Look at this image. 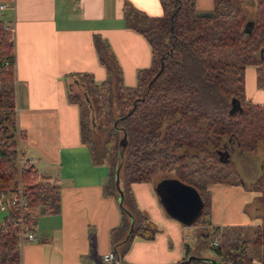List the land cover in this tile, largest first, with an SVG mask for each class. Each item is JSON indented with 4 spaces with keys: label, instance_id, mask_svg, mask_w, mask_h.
<instances>
[{
    "label": "trees",
    "instance_id": "16d2710c",
    "mask_svg": "<svg viewBox=\"0 0 264 264\" xmlns=\"http://www.w3.org/2000/svg\"><path fill=\"white\" fill-rule=\"evenodd\" d=\"M245 1L213 0L212 8L200 13L195 0H159L162 14L156 16L126 4L125 26L147 39L151 65L137 71L134 86H126L106 39L93 33L105 79L96 83L90 72L71 74L80 89L73 90L68 82L67 99L78 106L80 138L92 163L107 166L105 194L118 197V169L120 221L109 236L118 264H128L123 256L134 237L152 239L159 231L137 206L133 182H155L158 173L173 172V178L194 187L202 199L192 224L210 225L204 218L211 212L209 183L227 182L236 173L227 157L235 145L247 153L264 141V105L246 98L244 89L248 64L255 65L263 84L264 0H255L252 17ZM15 83L13 31L0 20V197L20 186L24 199L23 205L10 204L0 222V264H21L20 233L33 232L39 216L60 209L56 178L41 176L31 164L19 169L24 132L16 121ZM263 184L260 176L248 189L261 191ZM249 243L257 261L236 244H221L211 246L219 255L220 263H214L185 244L184 256L170 264H264V221L252 239L242 241Z\"/></svg>",
    "mask_w": 264,
    "mask_h": 264
},
{
    "label": "crops",
    "instance_id": "0c3cea01",
    "mask_svg": "<svg viewBox=\"0 0 264 264\" xmlns=\"http://www.w3.org/2000/svg\"><path fill=\"white\" fill-rule=\"evenodd\" d=\"M126 4L147 15L162 14L159 0H0V20L14 37L22 158L60 185V209L39 216L32 232L35 238L21 243V264H104L102 256L111 250L110 230L120 221L118 197L103 191L107 166L92 163L80 138L78 106L67 99V89L72 73L90 72L96 83L106 77L93 33L106 39L126 86H134L137 71L151 65L149 42L125 26ZM195 5L197 11H208L213 0H195ZM244 89L247 98L264 105V78L260 85L253 65L245 67ZM247 172L249 178L258 173L257 169ZM226 188L235 192L237 187L225 185L223 191ZM131 190L137 206L158 223L159 231L152 239L134 237L123 261L170 264L180 260L185 244L192 249L186 240L190 236L183 234L192 223L185 225L166 212L154 182H133ZM211 192L214 201L212 188ZM9 209V205L0 208L6 213ZM238 209L223 213V222L237 223Z\"/></svg>",
    "mask_w": 264,
    "mask_h": 264
},
{
    "label": "rangeland",
    "instance_id": "374dc122",
    "mask_svg": "<svg viewBox=\"0 0 264 264\" xmlns=\"http://www.w3.org/2000/svg\"><path fill=\"white\" fill-rule=\"evenodd\" d=\"M255 2V0H246L244 3L245 11L247 13V16L249 17H252L254 15L256 8ZM198 12L202 13L206 11L198 10ZM74 80H76V77L74 75L68 76V81L73 84V90L79 91L80 86L75 85ZM18 147L20 149L18 153V165L20 169L22 166L24 167V165H29V162L22 158L20 143ZM186 154L189 155V152H187ZM227 157H230V159L232 160L234 168L236 169V173L232 172L230 176L227 177V182L209 183L208 186L210 191L211 188L213 190V197L217 207L214 208L215 204L214 201H212L211 192V206L213 205V208L216 212L215 215L211 216L212 212H210L209 215H206L204 217L209 220L210 225L198 223V225L192 224L191 226H185L183 228V234H187L190 237L192 236V239L190 237L186 238V240L192 246V252L201 254L204 257L215 259L219 258V255L216 254L211 247L212 245L216 246L221 244H236L237 248H244L247 255L250 256L253 261H257L258 258L256 253L254 252V247H252L250 243L244 246L242 244V241L247 238L252 239L254 236V232L257 230L258 226L264 221V189H262L261 191L248 189L249 186L256 182L257 178H259L260 176L263 177L264 181V141H257L255 151L247 153H241L238 147L235 145V149H233V151H231L230 155H227ZM247 167H250L253 170L257 169V175H255L253 178H249L247 171L251 169L248 168L247 170ZM237 170L240 173H238ZM174 175L175 174L173 172L158 173V175L155 177V188L162 191V179L173 178ZM231 181L237 182L232 183ZM225 185H234L235 187H237L236 191L234 192L231 189L227 190V188L223 191V186ZM247 190H249L250 192ZM260 196L262 197L260 198ZM232 208H239L235 213L239 214L238 217H235L237 223H229L226 222L225 219L223 222V217L221 216H223V213L225 212L227 215L230 214V210ZM177 211L179 212L180 209L178 208ZM5 215L6 211L0 210V222ZM181 215L183 217H186L185 214ZM209 218L211 219V221ZM238 219L241 221H238ZM153 222L157 227H159L157 222Z\"/></svg>",
    "mask_w": 264,
    "mask_h": 264
},
{
    "label": "water",
    "instance_id": "95a60500",
    "mask_svg": "<svg viewBox=\"0 0 264 264\" xmlns=\"http://www.w3.org/2000/svg\"><path fill=\"white\" fill-rule=\"evenodd\" d=\"M120 145H125L124 137L120 141ZM115 184L118 190V201H120L122 191L120 188L118 169L116 170ZM161 186L162 191H160L159 189L157 190L156 188L155 190L159 196V201L162 203L163 208L166 210V212L171 217L178 219L185 225L193 223L202 208V199L197 190L194 187L185 184L176 178L162 179ZM178 208L180 209L179 212L177 211ZM181 214H185L186 217H183ZM202 258L214 263H220L219 260L214 258L204 256ZM225 264L228 263L225 262Z\"/></svg>",
    "mask_w": 264,
    "mask_h": 264
},
{
    "label": "built area",
    "instance_id": "2783aa9c",
    "mask_svg": "<svg viewBox=\"0 0 264 264\" xmlns=\"http://www.w3.org/2000/svg\"><path fill=\"white\" fill-rule=\"evenodd\" d=\"M5 27H7L5 25ZM22 190L21 187H17V189L8 197H0V208L1 209H5L7 205H10L12 203H17L20 205L24 204V199L22 197ZM20 238H21V242L24 241V239H34V235L32 234V232H28L25 233V235H22L20 233ZM103 261L105 264H113L116 263L118 264L120 262V260L118 258H116L113 250L108 251L107 253H104L103 256Z\"/></svg>",
    "mask_w": 264,
    "mask_h": 264
}]
</instances>
